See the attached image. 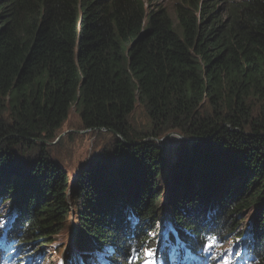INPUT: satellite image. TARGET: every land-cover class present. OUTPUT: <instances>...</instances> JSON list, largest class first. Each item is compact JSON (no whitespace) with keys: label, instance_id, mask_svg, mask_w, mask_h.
Wrapping results in <instances>:
<instances>
[{"label":"trees","instance_id":"1","mask_svg":"<svg viewBox=\"0 0 264 264\" xmlns=\"http://www.w3.org/2000/svg\"><path fill=\"white\" fill-rule=\"evenodd\" d=\"M72 108L112 146L69 183L42 145ZM168 133L164 161L145 140ZM8 202L0 264H31L70 217L64 264H264V0H0Z\"/></svg>","mask_w":264,"mask_h":264},{"label":"rangeland","instance_id":"2","mask_svg":"<svg viewBox=\"0 0 264 264\" xmlns=\"http://www.w3.org/2000/svg\"><path fill=\"white\" fill-rule=\"evenodd\" d=\"M172 0H165V4L170 7ZM130 125L134 131L139 134L145 135L148 133L149 121L145 111L142 107L137 106L133 114L129 119ZM169 138H166V137ZM166 138V139H164ZM112 136L107 132L102 130H91L84 129L80 122L77 112L72 108L68 114V118L62 125L61 129L57 133V138L48 143H43L42 147H45L47 156L63 170L68 176L69 183L73 181L75 175L83 166L88 167L94 164L96 157L100 155L103 150H110L112 143L110 142ZM183 137L177 133H168L163 138L158 140L148 138L145 141H156L162 145L163 159L164 161H169L173 158L174 154L177 152L174 148L176 147V141L182 140ZM166 140L164 143L163 141ZM176 140V141H174ZM163 143V144H162ZM71 186V185H69ZM161 193L166 195V186L164 182L160 184ZM72 204L70 203L71 207ZM11 210L10 202L2 204L0 203V212L7 214ZM74 216V215H73ZM250 216V215H249ZM69 223L64 227L61 232L54 237H52V243L48 244L47 247L42 251L44 254H39L36 256L31 264H64L63 257L66 251L69 249L71 244H75V227L71 222V217L68 220ZM34 247V249H36ZM222 251V248L218 250ZM236 252L231 251L226 253L228 256H233ZM225 257V255H224ZM230 260L229 257H220L219 261L215 264H224L226 261ZM24 264L29 262L28 258H24ZM192 263H194L192 261ZM234 263L238 261L234 260Z\"/></svg>","mask_w":264,"mask_h":264},{"label":"snow or ice","instance_id":"3","mask_svg":"<svg viewBox=\"0 0 264 264\" xmlns=\"http://www.w3.org/2000/svg\"><path fill=\"white\" fill-rule=\"evenodd\" d=\"M210 247V246H208ZM156 255V252L154 249L151 248H145L144 250V264H154V257ZM175 258V257H173Z\"/></svg>","mask_w":264,"mask_h":264},{"label":"bare ground","instance_id":"4","mask_svg":"<svg viewBox=\"0 0 264 264\" xmlns=\"http://www.w3.org/2000/svg\"><path fill=\"white\" fill-rule=\"evenodd\" d=\"M187 263L189 264V263H192V262H190V261H187ZM142 264H144V262H143Z\"/></svg>","mask_w":264,"mask_h":264},{"label":"water","instance_id":"5","mask_svg":"<svg viewBox=\"0 0 264 264\" xmlns=\"http://www.w3.org/2000/svg\"><path fill=\"white\" fill-rule=\"evenodd\" d=\"M166 138H169V137L167 136ZM166 138H164V139H166Z\"/></svg>","mask_w":264,"mask_h":264}]
</instances>
